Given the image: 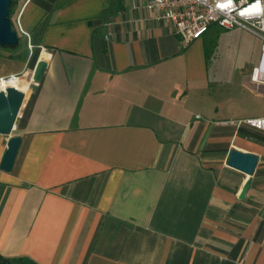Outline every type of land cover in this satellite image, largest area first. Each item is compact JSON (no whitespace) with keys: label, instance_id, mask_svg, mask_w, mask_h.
Returning <instances> with one entry per match:
<instances>
[{"label":"crops","instance_id":"crops-1","mask_svg":"<svg viewBox=\"0 0 264 264\" xmlns=\"http://www.w3.org/2000/svg\"><path fill=\"white\" fill-rule=\"evenodd\" d=\"M145 3L16 0L0 78L17 76L3 86L25 98L18 153L0 169L2 258L264 264V132L237 124L264 112L231 109L204 38L184 45ZM233 149L258 157L243 198Z\"/></svg>","mask_w":264,"mask_h":264},{"label":"built area","instance_id":"built-area-1","mask_svg":"<svg viewBox=\"0 0 264 264\" xmlns=\"http://www.w3.org/2000/svg\"><path fill=\"white\" fill-rule=\"evenodd\" d=\"M145 8L152 20L171 26L184 45L202 38L211 26L226 31L239 27L255 36L260 56L250 70L249 82L264 88V0H146ZM15 78H0V85ZM237 124L264 132V116Z\"/></svg>","mask_w":264,"mask_h":264},{"label":"rangeland","instance_id":"rangeland-1","mask_svg":"<svg viewBox=\"0 0 264 264\" xmlns=\"http://www.w3.org/2000/svg\"><path fill=\"white\" fill-rule=\"evenodd\" d=\"M10 19L14 27V7ZM203 38L208 72L223 84L221 90L224 99L229 98L230 108L244 116L264 112V88L249 82L250 70L260 56L259 39L239 27L226 31L217 26H211ZM21 77L24 82L28 79Z\"/></svg>","mask_w":264,"mask_h":264},{"label":"water","instance_id":"water-1","mask_svg":"<svg viewBox=\"0 0 264 264\" xmlns=\"http://www.w3.org/2000/svg\"><path fill=\"white\" fill-rule=\"evenodd\" d=\"M11 0H0V46L14 49L18 46L19 39L12 25L9 13ZM47 62L40 58L32 72L31 82L37 84L41 81ZM25 98V93L16 87L9 86L0 90V135L10 137L6 150L3 154L0 169L5 172L11 171L16 155L18 153L21 138L11 137L16 118ZM258 157L254 154L231 150L226 160V165L246 176L245 183L241 189L240 198L250 186L251 176L256 168ZM0 264H4L0 261Z\"/></svg>","mask_w":264,"mask_h":264},{"label":"trees","instance_id":"trees-1","mask_svg":"<svg viewBox=\"0 0 264 264\" xmlns=\"http://www.w3.org/2000/svg\"><path fill=\"white\" fill-rule=\"evenodd\" d=\"M15 4V0H11V5L9 7V13L11 14V9ZM0 261H2L4 264H35L32 261L25 259V258H11V259H5L0 256Z\"/></svg>","mask_w":264,"mask_h":264},{"label":"bare ground","instance_id":"bare-ground-1","mask_svg":"<svg viewBox=\"0 0 264 264\" xmlns=\"http://www.w3.org/2000/svg\"><path fill=\"white\" fill-rule=\"evenodd\" d=\"M0 86H3V84H1ZM9 86H11V85H5V86L0 87V88H6V87H9ZM13 87H14V86H13Z\"/></svg>","mask_w":264,"mask_h":264}]
</instances>
